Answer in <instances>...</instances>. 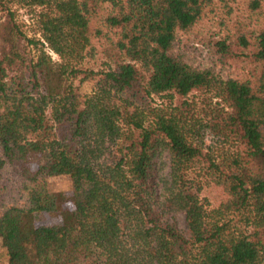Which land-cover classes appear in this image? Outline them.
<instances>
[{"label":"trees","instance_id":"trees-1","mask_svg":"<svg viewBox=\"0 0 264 264\" xmlns=\"http://www.w3.org/2000/svg\"><path fill=\"white\" fill-rule=\"evenodd\" d=\"M0 240L7 264H264V0H0Z\"/></svg>","mask_w":264,"mask_h":264},{"label":"rangeland","instance_id":"rangeland-1","mask_svg":"<svg viewBox=\"0 0 264 264\" xmlns=\"http://www.w3.org/2000/svg\"><path fill=\"white\" fill-rule=\"evenodd\" d=\"M23 10H19L16 15L17 22L20 23L22 31L28 36L32 37L34 35V27L32 22L27 21V17L24 15ZM39 37V35H37ZM178 49L184 52L188 57L191 63L194 65H204L206 59V48L204 44H200L192 34L181 37L180 43L178 44ZM52 59L57 61L58 57L54 54H51ZM75 86L78 87V92L81 95L89 94L92 91L93 84L91 82H83L79 84L75 82ZM198 100V99H197ZM200 140L203 141L206 145H212L211 140L205 136H201ZM2 179L7 181L8 185V194L5 199V205H23L25 203V196L21 190V181L18 179L17 175L12 172L9 168H5L1 173ZM47 187L50 191L53 192H64L65 194L71 193V181L68 176L53 177L47 179ZM201 197L206 199L210 205L215 204V200L207 192H202ZM177 225L181 229H185V219L184 214L179 213L175 217ZM58 219L51 218L48 214L39 213L36 216V225L38 226H50L58 224ZM0 264H7V258L5 255V250L3 248V243L0 240Z\"/></svg>","mask_w":264,"mask_h":264},{"label":"built area","instance_id":"built-area-1","mask_svg":"<svg viewBox=\"0 0 264 264\" xmlns=\"http://www.w3.org/2000/svg\"><path fill=\"white\" fill-rule=\"evenodd\" d=\"M52 54V53H51Z\"/></svg>","mask_w":264,"mask_h":264}]
</instances>
